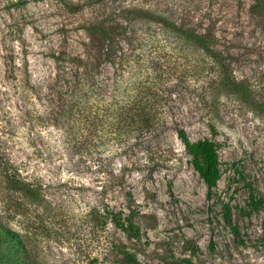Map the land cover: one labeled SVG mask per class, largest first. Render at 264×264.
Wrapping results in <instances>:
<instances>
[{
    "label": "rangeland",
    "instance_id": "374dc122",
    "mask_svg": "<svg viewBox=\"0 0 264 264\" xmlns=\"http://www.w3.org/2000/svg\"><path fill=\"white\" fill-rule=\"evenodd\" d=\"M136 12L214 36L231 84L210 56ZM106 16L127 32L117 57L128 67L116 74L158 82L164 99V133L121 148L94 115L77 128L22 91L25 70L46 85L52 55L80 53L84 26ZM113 76L104 64L98 78ZM177 126L216 143L221 176L209 195ZM6 164L35 196L12 188ZM250 195L264 199V0H0V264H125L123 246L142 264H264V204L249 211ZM103 211L133 214L139 240Z\"/></svg>",
    "mask_w": 264,
    "mask_h": 264
},
{
    "label": "trees",
    "instance_id": "16d2710c",
    "mask_svg": "<svg viewBox=\"0 0 264 264\" xmlns=\"http://www.w3.org/2000/svg\"><path fill=\"white\" fill-rule=\"evenodd\" d=\"M81 1L85 3L87 0ZM66 4L72 7L71 3ZM135 15L143 18L147 23L160 25L162 31L176 34L181 39L192 43L219 66L221 85L231 84L223 68L220 53L215 47L214 36L181 27L168 18L150 12H136ZM84 30L88 41L83 44L80 53L71 54L65 48L55 52L52 55L54 72L47 78L46 85L32 84L28 77L29 73L25 70L22 75L25 81L22 91L38 100L41 96H46L51 105L50 114L55 120L57 116H60L63 121L72 123L77 128L80 127L84 116L94 115L97 123H104L108 127L110 136L119 144L118 148H121L126 138L137 139L145 134L164 133L166 119L163 113L164 99L159 93L161 85L154 81L147 83V80H138L139 82L133 83L130 76L116 74L119 69L126 72L128 67L124 57H117L119 38L127 33L125 25L116 21L114 16H106L89 22L84 26ZM104 64L111 65L114 70V76L110 79L98 78ZM44 87L48 90L47 93H43ZM96 122H93L94 126ZM174 132L185 154L189 157L193 169L205 183L209 195L221 176L216 143L208 138L193 141L186 130L179 126L174 128ZM82 147L83 144L79 141L73 144V148L79 153L82 152ZM3 169L5 178L12 188L23 191L28 196L37 194V187L21 177L17 169L10 168L7 164ZM120 183H123L122 178ZM120 187H122L121 184ZM127 195L131 198V193ZM263 204L264 199H255L253 195H250L249 211H258ZM100 217L103 222L109 220L128 239L139 240L140 227L133 214L122 216L103 211ZM4 234L15 235L6 228ZM124 247L120 249V253L125 264H142ZM179 264H193V262L183 258Z\"/></svg>",
    "mask_w": 264,
    "mask_h": 264
}]
</instances>
